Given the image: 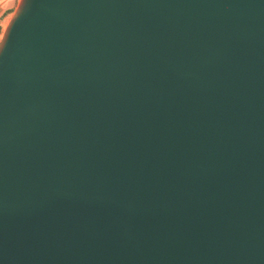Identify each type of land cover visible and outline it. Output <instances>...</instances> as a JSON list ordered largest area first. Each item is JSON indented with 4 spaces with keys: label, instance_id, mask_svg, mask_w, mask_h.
<instances>
[{
    "label": "water",
    "instance_id": "95a60500",
    "mask_svg": "<svg viewBox=\"0 0 264 264\" xmlns=\"http://www.w3.org/2000/svg\"><path fill=\"white\" fill-rule=\"evenodd\" d=\"M0 264H264V0H20Z\"/></svg>",
    "mask_w": 264,
    "mask_h": 264
},
{
    "label": "crops",
    "instance_id": "0c3cea01",
    "mask_svg": "<svg viewBox=\"0 0 264 264\" xmlns=\"http://www.w3.org/2000/svg\"><path fill=\"white\" fill-rule=\"evenodd\" d=\"M19 0H0V38L4 31L5 22L12 16L17 8ZM13 12L11 15H7Z\"/></svg>",
    "mask_w": 264,
    "mask_h": 264
},
{
    "label": "rangeland",
    "instance_id": "374dc122",
    "mask_svg": "<svg viewBox=\"0 0 264 264\" xmlns=\"http://www.w3.org/2000/svg\"><path fill=\"white\" fill-rule=\"evenodd\" d=\"M19 1H20V0H19ZM9 19H10V18H9ZM9 19H8V21H9ZM8 21L5 22V26L7 25ZM5 26H4V29H5Z\"/></svg>",
    "mask_w": 264,
    "mask_h": 264
},
{
    "label": "trees",
    "instance_id": "16d2710c",
    "mask_svg": "<svg viewBox=\"0 0 264 264\" xmlns=\"http://www.w3.org/2000/svg\"><path fill=\"white\" fill-rule=\"evenodd\" d=\"M13 12H10L9 14H7V15H11Z\"/></svg>",
    "mask_w": 264,
    "mask_h": 264
}]
</instances>
